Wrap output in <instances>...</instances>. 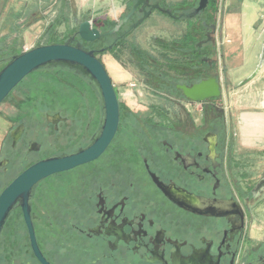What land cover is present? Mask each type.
Wrapping results in <instances>:
<instances>
[{
  "label": "flooded vegetation",
  "instance_id": "af4514ba",
  "mask_svg": "<svg viewBox=\"0 0 264 264\" xmlns=\"http://www.w3.org/2000/svg\"><path fill=\"white\" fill-rule=\"evenodd\" d=\"M56 2H62V8L70 6L73 11L76 27L67 41L93 51L107 72L109 69L100 56L108 53L110 62L121 67L128 76L121 85L126 82L136 92L138 84L152 85L154 70L161 67L160 58L140 46L138 37L146 22L159 16L177 20L179 14H189L197 8L187 13L179 11L176 3L149 0L145 11L159 5L172 15L154 9L150 17L142 21L145 12L141 6L134 8L137 0H112L104 17L93 16L90 0ZM217 10L208 5L202 15L193 19L200 25L196 28L202 35L195 47L207 63L200 81L211 75L220 78L217 41L222 40L223 33ZM115 11H119L118 16H114ZM84 20H91L93 26L100 29V39L87 42L77 35L78 26ZM153 39L158 43L152 42V48L160 56H170L171 44ZM144 52L149 54L146 56L148 64L144 63ZM169 83L164 88L169 92L168 99L147 105L161 120L168 111L172 110L173 114L185 104H193L177 90L178 84L173 89ZM114 84L117 86L115 81ZM176 91L183 101H168L170 96L175 97ZM115 92L119 101V92L116 89ZM85 106L87 116L72 122L60 112L46 115L48 127H53L62 145L65 134L80 139L79 143L59 153L44 155L43 144L31 138L25 122L17 121L12 125L9 148L0 159V194L34 164L75 153L92 142L102 125V104L99 118L93 115L89 104ZM119 108L117 133L100 158L48 177L71 174L68 179H61L56 188L40 191L45 179L35 189L31 206L38 244L42 232L47 238L46 244H51L54 238H64L60 246L67 244L84 255L82 261L72 264H264V240L253 235L259 220L257 209L264 204V175L254 183L250 174L244 173L247 160L232 148L227 135L222 133V126L204 131L200 125L195 133H186L177 130V118H166L167 123L160 118L158 122L148 120V125L153 126L151 134L146 141L142 134L131 136L130 151L122 142L123 133L129 136V126L122 118L123 111L129 107L119 101ZM183 121L190 122L192 127L190 120ZM69 122L74 126L72 130ZM50 146L55 147L52 143ZM38 196L43 202L49 201L47 213L41 215L42 221L54 223L45 231L35 224ZM18 212L23 217L21 208L16 206L10 218ZM39 247L51 264H57L49 252L40 244ZM32 255L35 258L33 252Z\"/></svg>",
  "mask_w": 264,
  "mask_h": 264
},
{
  "label": "rangeland",
  "instance_id": "374dc122",
  "mask_svg": "<svg viewBox=\"0 0 264 264\" xmlns=\"http://www.w3.org/2000/svg\"><path fill=\"white\" fill-rule=\"evenodd\" d=\"M57 0H0V49L5 45L13 43L15 49L4 50L0 53V70L6 66L10 51H25L26 48H33L44 44L49 37V32L53 31L61 38H68L73 34L75 23L73 22V11L70 6L62 8V2L57 4ZM170 3H176L179 11L191 12L198 6L199 0H167ZM226 0H217L216 8L218 9V19L222 22L223 38L225 42L238 41V37L242 34V30L236 23L232 22L235 18L242 20L245 24L244 29L247 33V41L249 47L246 52L244 61L231 62L228 57L225 61V53L235 52L231 48V44L226 43L222 47L220 60H218L220 73V81L222 83L223 95L216 100H210L203 104L193 103L185 104L183 108L172 110L161 117L155 115L147 108V105L157 102H165L168 99L169 92L164 89L170 85L183 84L184 79L190 74V64L181 62L169 70L168 62L158 54L152 47V42H157L154 38L160 39L171 44V57L188 58L192 50L184 46L194 39L202 37L196 27H200L193 19L178 18L177 20L170 17H155L146 22L143 31L139 34L140 46L152 53L155 57L160 58L161 67L154 70V80L152 85L145 83L138 84L137 91L131 90L125 83L121 85L120 81L128 80V76L121 67L110 62L111 56L106 53L101 55V59L108 67L110 77L117 83L115 89L119 92V101L126 104L129 109L124 110L122 114L123 123L129 126V136L123 133L122 142L125 146L132 149L133 138L131 136L141 135L146 141L151 134L153 126L148 125V120L162 121L167 123L169 117L177 118V130H183L186 133H195L197 127L202 125L204 131L210 130L212 127L222 126V133L227 135L232 148L242 153L246 169L244 173L250 174L254 183L264 175V153L257 151L242 150L236 142V125L239 115L237 104L238 96L246 92L254 90H264V66L255 79L244 86L240 83L252 76L256 71L261 55V45L258 43L257 36L260 33L264 38V0H244L241 5L243 16L238 14V5L236 0L228 1L226 10ZM234 2V3H233ZM96 3L94 7V17L105 16V11L109 8H102V3L112 4V0H91V5ZM183 5H178V4ZM191 5V6H189ZM114 16L119 15V11H115ZM241 17V18H240ZM257 27V29H256ZM158 43V42H157ZM191 45V44H190ZM185 47V48H184ZM233 49V50H232ZM237 51V50H236ZM253 54V58H252ZM179 55V56H178ZM258 56V57H257ZM158 58V59H159ZM218 59V57H215ZM247 59V61H246ZM116 67V69H114ZM159 75H161L159 79ZM128 84V83H127ZM127 87V88H126ZM168 90V89H167ZM167 97V98H165ZM168 101H183L181 95L175 94L170 96ZM85 104L93 110L95 117H101L100 99L92 88L90 83L83 77H80L72 71H68L59 67H50L38 70L26 79H24L17 88L12 92L0 105V159L7 153L10 144L9 131L14 123L23 121L29 128L31 138L38 140L43 144V154L59 153L60 151L71 148L79 143L78 137L70 138L65 134V141L62 145L59 140L60 136L53 131V127H48L46 122L47 114H55L60 112L71 122L75 118L87 116L84 110ZM170 105H167L169 107ZM92 115V116H93ZM160 118V120L158 119ZM190 120L189 123L183 121ZM129 120V121H128ZM183 121V122H182ZM161 122V123H162ZM182 122V123H181ZM70 123V122H69ZM72 123H70L71 125ZM185 124H188L187 126ZM70 127V126H69ZM124 127V126H123ZM74 128L71 125L70 129ZM192 128V129H191ZM37 131V133L34 132ZM120 137L118 138V140ZM50 143L55 147H51ZM131 151V150H130ZM132 153H130V156ZM36 159V158H35ZM99 161L98 164H102ZM94 165V164H93ZM71 174L54 176L46 179L40 186V191L44 188H56L61 179H68ZM49 201L43 202L39 196L35 203L36 226L45 231L49 224L48 221H42L41 215L47 213ZM258 223L255 225L254 237L264 240V204L258 209ZM51 226V225H50ZM44 229V230H43ZM43 232L39 238V244L42 249L50 253L57 264H72L82 261L84 255L77 250H72L67 244L60 246L59 243L64 238H54L51 244H46ZM47 235V234H46ZM49 240V239H48ZM75 245V244H74ZM56 251V252H54ZM53 252L55 253L53 255ZM0 263L1 264H39L33 257L29 246L28 234L21 213H15L3 230L0 238Z\"/></svg>",
  "mask_w": 264,
  "mask_h": 264
},
{
  "label": "water",
  "instance_id": "95a60500",
  "mask_svg": "<svg viewBox=\"0 0 264 264\" xmlns=\"http://www.w3.org/2000/svg\"><path fill=\"white\" fill-rule=\"evenodd\" d=\"M209 1L199 0L197 8L192 13H181L176 18L194 19L202 15L208 8ZM149 5V0H137L134 6L135 9L141 6L142 11L145 12L142 21L148 19L154 9L172 15L170 11L162 9L159 5H154L150 11H145ZM77 35L84 41L94 42L100 39L101 31L93 26L91 20H84L78 26ZM263 66L264 38L256 71L239 86H244L255 79ZM50 67H67L78 71L88 79L99 95L103 116L99 132L86 148L72 154L48 158L34 164L0 194V238L12 212L16 206H19L28 231L31 250L40 264L51 263L43 255L35 233L31 206L35 189L50 176L73 170L100 158L114 139L120 121L119 101L106 67L93 51H86L79 46H74L71 40L60 44L39 45L11 57L6 66L0 71V105L29 75ZM176 88L191 103H204L219 99L223 95L222 83L218 75L207 76L204 80L192 85L178 84ZM262 183L264 184V180Z\"/></svg>",
  "mask_w": 264,
  "mask_h": 264
},
{
  "label": "crops",
  "instance_id": "0c3cea01",
  "mask_svg": "<svg viewBox=\"0 0 264 264\" xmlns=\"http://www.w3.org/2000/svg\"><path fill=\"white\" fill-rule=\"evenodd\" d=\"M228 1H230L231 3L232 0L225 1L226 10L228 6H230L228 4ZM243 2L244 0H236V3L238 5V11L240 10L238 14H236L238 15V17L243 16V13L241 10V5L243 4ZM95 5L96 3L92 5L93 11H94ZM110 6H111L110 4L102 3V8L104 9H106L107 7L110 8ZM107 12L108 11H105V14ZM231 22L233 26H235L236 23L238 25L240 23L239 27L242 30V34L240 35V37H238V41L230 43L231 48H233L235 52H233L232 54L225 53V61L227 57H228V60L231 62H236L240 60L244 61L243 57L246 56V52L249 47V44L247 41V33H246V30L244 29L245 24L242 23L241 19L240 21H238L237 18H235L234 21L233 20L230 21V23ZM221 24L222 22H220V26ZM221 30H222V27H221ZM222 33H223V30H222ZM257 40H258V43H260L261 48H262L263 38L260 33L257 36ZM225 45L226 43L223 46ZM253 57L254 56L252 54V58ZM237 104L239 108V115L237 118V125H236V142H237L238 147L241 148L242 150L257 151V152L264 153V90L256 89L249 93L246 92L244 94L239 95L237 99Z\"/></svg>",
  "mask_w": 264,
  "mask_h": 264
},
{
  "label": "trees",
  "instance_id": "16d2710c",
  "mask_svg": "<svg viewBox=\"0 0 264 264\" xmlns=\"http://www.w3.org/2000/svg\"><path fill=\"white\" fill-rule=\"evenodd\" d=\"M216 4H217V0H210L209 1V8H216ZM178 5H183L182 3L181 4H178ZM189 6H191V5H189ZM192 7V6H191ZM74 32V31H73ZM48 38L46 39V41H45V43L44 44H42V45H48V44H60V43H65L66 41H67V39L69 38H61V37H59V35L57 34V33H55V32H53V31H51V32H49V34H48ZM196 39H195V36H194V39L191 41V42H189V43H184V46H186L188 49H190V50H192L191 51V53H190V56L186 59V58H183V57H181V56H179V57H170L169 56V54H162V58H164V60L166 61V62H168V69L170 70L171 68H172V65H174V67L177 65V64H180L181 62H187V63H189L190 64V74L184 79L185 81H184V83H188V84H190V83H195V82H198V81H200L201 79H202V76H201V72H202V70L205 68V67H207V63L206 62H204L202 59H201V55L198 53V49L195 47V43H196ZM191 44V45H190ZM40 45V44H39ZM5 48H2V49H0V53H3L4 52V50H6V48H7V50H9V49H15V46L13 45V43H11V44H9V45H5L4 46ZM185 48V47H184ZM6 50V51H7ZM18 54H20V52L18 53V52H15L14 50H11L10 51V58L11 57H13V56H15V55H18ZM147 55H149L148 53H146V52H144L143 53V60L145 61L144 63L145 64H148V59L146 58V56ZM10 58H9V60H10ZM9 60H8V62H9ZM7 62V63H8ZM4 68V67H3ZM2 68V69H3ZM59 68H63V69H66V70H68V71H72V72H74L75 70H73V69H69V68H67V67H59ZM1 69V70H2ZM144 69H146V67L144 68ZM0 70V71H1ZM78 72V71H77ZM75 73V72H74ZM79 73V72H78ZM78 75V74H77ZM79 76L80 77H83V75H81L80 73H79ZM83 78H85V77H83ZM171 87L173 88V89H175V85H171ZM16 89V88H15ZM14 89V90H15ZM13 90V91H14ZM12 91V92H13ZM12 92H11V94H12ZM11 94L9 95V96H11ZM176 94L177 95H180V92L179 91H176ZM8 96V97H9ZM7 97V98H8ZM6 98V99H7ZM11 219V218H10ZM9 219V220H10ZM9 220L7 221V223H6V225L8 224V222H9ZM6 225H5V227H6ZM4 227V228H5ZM4 230V229H3ZM3 233V232H2Z\"/></svg>",
  "mask_w": 264,
  "mask_h": 264
},
{
  "label": "built area",
  "instance_id": "2783aa9c",
  "mask_svg": "<svg viewBox=\"0 0 264 264\" xmlns=\"http://www.w3.org/2000/svg\"><path fill=\"white\" fill-rule=\"evenodd\" d=\"M225 43L230 44V43H231V40H227V41L225 42L224 38H222L221 41H217V47H218V50H219L220 55H221L222 47H223V45H224ZM29 49H30V48H26L25 51H26V50H29Z\"/></svg>",
  "mask_w": 264,
  "mask_h": 264
}]
</instances>
